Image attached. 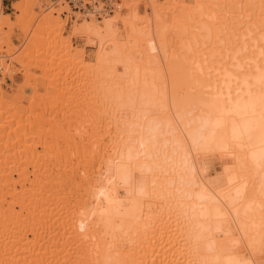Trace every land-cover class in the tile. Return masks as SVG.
<instances>
[{
    "label": "bare ground",
    "instance_id": "1",
    "mask_svg": "<svg viewBox=\"0 0 264 264\" xmlns=\"http://www.w3.org/2000/svg\"><path fill=\"white\" fill-rule=\"evenodd\" d=\"M36 1L11 6L38 47L0 49L2 78L26 63L24 112L0 86V264H264V0H75L64 59L41 38L66 1Z\"/></svg>",
    "mask_w": 264,
    "mask_h": 264
},
{
    "label": "rangeland",
    "instance_id": "2",
    "mask_svg": "<svg viewBox=\"0 0 264 264\" xmlns=\"http://www.w3.org/2000/svg\"><path fill=\"white\" fill-rule=\"evenodd\" d=\"M16 0H11V2H15ZM36 1V0H35ZM45 3L46 2H32V4L30 5L31 7H32V11L33 10H39L40 11V9L42 10V11H44V9L43 8H45L44 6H45ZM64 3V4H63ZM44 4V5H43ZM66 4V5H65ZM43 6V7H42ZM58 6H61V7H58ZM41 7V8H40ZM56 7H58L59 9H60V14H59V18L60 19H64V20H66L67 21V24H66V26L62 29V30H56V29H54V30H51L50 28L49 29H45L44 30V33H42L43 35H42V38H41V41H45L43 44H41V47H45V49H50L49 50V52L51 53L53 50L52 49H54L55 50V52L57 53V51H59L60 50V52L62 53H58L59 54V56H61L62 57V55H63V53H64V55H65V57H64V55H63V57L64 58H69V55H67L65 52H66V50L64 51V49H65V45H66V36H67V38H68V35L66 34V33H68L69 32V26H70V24H71V15H72V11L70 10V8H72L71 6H69V4L67 3V2H62L61 4H59V5H56ZM66 8H67V10H66ZM11 9H12V11H13V8H12V6H11ZM62 9V10H61ZM37 10V11H38ZM139 10L141 11V13L142 14H144V12L145 11H143L144 10V7H143V4H141L140 6H139ZM3 13V12H2ZM3 14H8V13H3ZM10 15V19L11 20H8L7 22L8 23H6V21L5 22H0L2 25H0V34H2V35H4V33H3V30L5 31V30H7L6 31V33H8L9 32V36L5 33V36H3L2 38H1V40L2 41H0V42H2L1 44H0V49H9L8 50V52L10 53H12L14 50H15V52H14V54L13 55H15L18 51H19V48H21L20 50H25V48L24 47H26L27 48V51L28 50H35L37 47L36 46H34V44L33 43H31V42H27L29 39H31L32 37H34L33 35H31V34H35L34 33V31H32V30H35L34 29V27H35V25H36V23L38 22V23H41L42 22V20H41V14L39 15V18H40V20H38L39 18H37L38 16H36V17H30V16H28L26 19H25V23L24 24H26V29H28V30H24V29H22L23 27H25V25H23L22 27L21 26H19L17 23H15V19L17 18V16H16V14L15 13H11V14H9ZM13 20H14V22H13ZM33 20V21H32ZM10 21H12L13 23H12V25H10ZM33 22V23H32ZM38 23H37V25H38ZM4 24H6V26H4ZM7 24L9 25V27H10V29H8L7 27ZM34 24V25H33ZM41 25V24H40ZM42 25H43V22H42ZM34 26V27H33ZM33 28V29H32ZM41 28H43V26L41 27ZM2 29V30H1ZM12 29V30H11ZM9 30V31H8ZM23 30H24V33H23ZM43 31V30H42ZM51 31V32H50ZM26 32V33H25ZM29 33V34H28ZM51 34V35H50ZM66 34V35H65ZM6 35H7V37H6ZM32 37H31V36ZM47 35V36H46ZM48 35H49V37H48ZM52 36V37H51ZM64 38H63V37ZM29 37V38H28ZM31 37V38H30ZM4 38H5V41H4ZM9 39V41H8V39ZM26 38H28L27 40H26ZM51 38V39H50ZM64 39H65V41H64ZM6 41H8V43L6 42ZM27 42L26 44H25V42ZM52 41V42H51ZM58 42V43H57ZM63 42V43H62ZM71 44H72V46L73 47H75V48H84L85 49V55H86V57H85V60H89V58L91 57V55H93L92 54V52L94 51V48H92V47H90V46H84L85 44H84V41L82 40V39H80V38H76V37H72L71 39H70V41H69ZM5 43V44H4ZM7 43V44H6ZM45 43H47V44H45ZM48 43H49V46H48ZM11 44L15 47L14 49L13 48H11V47H13V46H11ZM21 44H23L24 46H22ZM54 44V45H53ZM10 48H9V47ZM18 48H17V47ZM46 46H48V47H46ZM54 47V48H53ZM86 47V48H85ZM18 49V50H17ZM13 50V51H12ZM32 50V51H33ZM17 51V52H16ZM64 51V52H63ZM7 51H6V53L7 54H9ZM22 53H24V52H22ZM0 54H5V52L3 53V51H1L0 50ZM61 54V55H60ZM67 55V56H66ZM90 56V57H89ZM30 57V55H28V58ZM62 57V58H63ZM63 58V59H64ZM36 59H37V57H36ZM46 59H50V58H47L46 57ZM75 59V58H74ZM26 60H30V59H27V57L24 59V61H26ZM35 59H33V60H30L31 62H29V64L28 65H30V67H31V65H39L38 63H37V60H35L36 61V64H34L35 63V61H34ZM55 61V60H54ZM27 62V61H26ZM33 62V63H32ZM67 62V61H66ZM12 63L13 64H11V68L13 67V69L15 68V70H19V72L18 73H16L15 74V76H14V80H12V79H9V78H6L5 77V79L4 78H2V77H4V74L2 75V74H0V80L3 82L2 84H0V86H2V90L3 91H5L7 94L9 93V94H11L12 95V98L14 99V101L16 102V104H17V108H18V110L19 111H21V112H24L25 110H26V108H25V104L24 103H22V102H24V96L22 95V94H20L21 93V91H23L24 90V88H25V86L23 85V79H24V76H23V74L21 73V71H22V67H24L23 65H25L26 63H20L19 62V64H17L18 62L16 61H12ZM15 63V64H14ZM31 63V64H30ZM22 64V65H21ZM36 65V66H37ZM62 65V64H61ZM80 65L81 64H79L78 63V65H77V63L74 65L76 68L75 69H79V67H80ZM54 66H55V64H54ZM54 66H51V67H54ZM79 66V67H78ZM26 67V66H25ZM21 68V69H20ZM80 71H82L83 69H82V67H80V69H79ZM79 70H77V71H79ZM32 72L34 71V73H37V74H39L40 73V71L41 70H39V69H36V68H32V70H31ZM79 71V72H80ZM64 72V71H63ZM41 74V73H40ZM63 75V74H62ZM2 76V77H1ZM77 77H78V85H77V83H76V81H77ZM77 77H75L76 79H74V81H75V83H74V81L71 83L72 84V86L73 87H75L76 85L79 87V89L81 90V93L83 92V90L85 89L84 87L86 86V85H83L82 83L84 82L85 83V81H87V79H84V78H87L85 75H79V76H77ZM89 78V77H88ZM3 79V80H2ZM82 79H84V81H82ZM38 80H39V77H38ZM82 81V83H80ZM31 82H33V80L31 81ZM58 82V80H56V83ZM79 83H80V86H79ZM16 84V85H15ZM84 86H82V85ZM75 85V86H74ZM43 85H41L40 83H39V85H38V88H37V93H39L38 95H39V97L42 95H46V93L45 92H47V89L43 86ZM54 86V85H53ZM56 86V88H58V86L59 85H55ZM60 87V86H59ZM84 89H83V88ZM87 87V86H86ZM54 89V88H53ZM78 89V90H79ZM79 90V91H80ZM52 91V90H51ZM43 93V94H42ZM79 93V92H78ZM77 93V94H78ZM41 94V95H40ZM22 95V96H21ZM81 95H83V94H81ZM80 95V93H79V95H78V97L79 96H81ZM77 97H75V98H73V99H76ZM21 101V102H20ZM60 108V107H59Z\"/></svg>",
    "mask_w": 264,
    "mask_h": 264
},
{
    "label": "crops",
    "instance_id": "3",
    "mask_svg": "<svg viewBox=\"0 0 264 264\" xmlns=\"http://www.w3.org/2000/svg\"><path fill=\"white\" fill-rule=\"evenodd\" d=\"M13 2L11 0H1V9L3 13L11 14L13 11L11 5Z\"/></svg>",
    "mask_w": 264,
    "mask_h": 264
},
{
    "label": "built area",
    "instance_id": "4",
    "mask_svg": "<svg viewBox=\"0 0 264 264\" xmlns=\"http://www.w3.org/2000/svg\"><path fill=\"white\" fill-rule=\"evenodd\" d=\"M69 6H71L73 9H78L79 6L77 4H75L74 2H76L75 0H65Z\"/></svg>",
    "mask_w": 264,
    "mask_h": 264
}]
</instances>
